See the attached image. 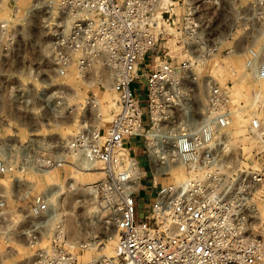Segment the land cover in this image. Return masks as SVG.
I'll return each mask as SVG.
<instances>
[{"label": "built area", "instance_id": "1", "mask_svg": "<svg viewBox=\"0 0 264 264\" xmlns=\"http://www.w3.org/2000/svg\"><path fill=\"white\" fill-rule=\"evenodd\" d=\"M251 1L264 18V0ZM20 7L15 4L11 14H18ZM28 12L21 22H0V52H12L15 58L22 48L52 50L62 74L74 65L83 77L94 67L110 69L118 92V109L111 122L102 128L87 121L68 145L83 159L103 164L105 178L98 190L120 213L116 254L86 262L80 253L89 245L66 233L65 220L51 196L38 195L24 214L25 228L18 233L19 240L33 250L25 264H264V236L251 230L253 209L248 201L253 189L264 185V174L251 171L227 188L220 171L222 139L234 119L229 87L211 86L202 117L193 114L187 86L192 62L199 64L221 48L207 40L201 4L193 0H31ZM32 16L37 17L33 30L42 33L45 44H37L23 30ZM171 41H179L180 51L189 58L175 57L167 46ZM247 54V66L256 68L257 80H264V56L255 47L248 48ZM143 88L148 89L146 104L136 93ZM0 90L4 91L2 86ZM26 94L23 86L11 87V104H22ZM256 96L264 107V94ZM88 105L92 106L90 101ZM249 128L264 147L262 119L253 115ZM134 138L144 142L150 167L146 175L131 145ZM28 160L37 169L64 162L61 155L46 154L33 159L0 158V181L17 170L13 162L27 164ZM179 168L187 170L185 180L160 181ZM147 178L155 197L143 198L141 217L139 195ZM6 213L0 196V219ZM15 235L16 230L7 231L10 239Z\"/></svg>", "mask_w": 264, "mask_h": 264}, {"label": "rangeland", "instance_id": "2", "mask_svg": "<svg viewBox=\"0 0 264 264\" xmlns=\"http://www.w3.org/2000/svg\"><path fill=\"white\" fill-rule=\"evenodd\" d=\"M193 1L201 4L207 40L221 47L199 64L192 62L187 86L191 90L194 117H202L211 86L229 87L232 92L234 119L223 136L224 146L220 153L222 164L232 161L226 168L228 170L223 171V182L228 188L236 184L238 177L251 171L264 174V147H260L249 128L253 115L261 118L264 125V107L255 98L256 90L264 94V80H257L254 71L247 66L248 48L255 47L264 56V36L261 33L264 31V18L261 11L252 6L251 0ZM15 4L25 5L26 0L19 3L0 0V22L9 20ZM32 36L37 44L44 43L42 33L37 30ZM178 42L167 44L172 54L180 60L189 58L182 54ZM19 44L24 47L22 35ZM13 56L12 52H0V86L4 90H0V153H8L4 156L7 158L2 154L0 158L33 159L38 154H46L61 155L64 162L48 169L53 174L50 180H46L29 160V163H24L26 167L20 161L17 164L13 162L17 170L0 181V196L6 202L7 212L0 219V264H25L26 256L33 254L24 240H19L18 233L26 226L24 214L42 194L51 196L53 203L60 208L66 233L71 239L89 247L108 246L107 253L98 249L82 251L83 260L84 254H107L105 258H112L118 243L116 219L120 212L118 207H110L98 190V184L105 178V173L102 176L98 171L103 164L94 161V173L87 174L82 169L85 165L83 156L73 152L68 145L82 133V126L87 121L102 128H107L111 122L118 109H113L111 103L118 102V92L112 89L115 84L110 69L94 67L83 77L78 66L74 65L62 74L54 51L48 49L22 48L16 51L15 58ZM13 86H23L27 91L24 102L17 106L11 104L9 97ZM147 92V88L136 92L145 104ZM232 144L237 146V150L227 151ZM131 145L136 148L135 155L146 175L150 167L144 142L134 138ZM187 175V170L179 168L160 181L178 183ZM74 183L75 186L71 187ZM143 187L148 200L155 197L148 178L144 180ZM248 201L253 209L251 230L264 236V185L254 188ZM9 229L16 230L15 238L7 237Z\"/></svg>", "mask_w": 264, "mask_h": 264}, {"label": "bare ground", "instance_id": "3", "mask_svg": "<svg viewBox=\"0 0 264 264\" xmlns=\"http://www.w3.org/2000/svg\"><path fill=\"white\" fill-rule=\"evenodd\" d=\"M30 2H31V0H26V4L25 5H21V7H20V12L18 13V14H16L15 16L13 15V14H11L10 15V18H8L9 20H15V21H17V22H21V19H23V17L24 18H26V17H29V12H28V14L26 15V12H27V10L30 8ZM22 11L24 12V13H22ZM37 17L36 16H32V17H30L29 19H27V26L23 29L24 30V32H25V34H27V35H34V33H35V30H33V24H34V22L37 20L36 19ZM31 25H32V27H31ZM251 70H253L254 71V73H255V70H256V68H252L251 67ZM112 89H114V87L112 86ZM259 92H261L262 93V91L261 90H256L255 91V98L257 97L256 96V94H259ZM111 107L113 108V109H117L118 108V102L116 103L115 101H113L112 103H111ZM85 127V123H84V126H82V128H84ZM229 146V145H228ZM227 146V147H228ZM229 150H231V151H234V150H237V146H235L234 144H232L231 146H230V148L228 147V150L227 151H229ZM13 151H15V150H13ZM231 153V152H230ZM0 154H2L3 155V157L5 156V155H8V153H4V152H2L1 151V153ZM10 155V154H9ZM231 155V154H230ZM9 157V156H8ZM84 163L83 164H85L84 165V167L82 168L84 171H86V173L87 174H93L94 173V171H95V169H94V160H92V161H89L87 158H85L84 159V161H83ZM230 164H232V161H226L225 163H221V166H220V171L223 173V171L224 170H228V169H226V168H228L229 166H230ZM101 169H103V167L102 168H98V171H99V174H101L102 176L104 175V173L105 172H103ZM231 169V168H230ZM39 171H40V173L42 174V175H44L45 177H46V180H50V179H52L53 178V174L51 173V171L50 170H48V169H38ZM97 170V169H96ZM45 179V178H44ZM71 183V182H70ZM73 186H75V183L74 184H71V187H73ZM51 195V194H50ZM108 248V246L107 245H105L104 247H99V248H96V247H94L93 245H90V247L87 249V251L89 252L90 251V249L91 250H99V252H101V250H106V253H107V249ZM105 252V251H104ZM107 254H84L83 255V258L85 259V261L86 262H94V261H97V260H100V259H102L104 256H106ZM105 258V257H104Z\"/></svg>", "mask_w": 264, "mask_h": 264}, {"label": "crops", "instance_id": "4", "mask_svg": "<svg viewBox=\"0 0 264 264\" xmlns=\"http://www.w3.org/2000/svg\"><path fill=\"white\" fill-rule=\"evenodd\" d=\"M148 179H150V178H148ZM143 188H142L141 194L139 195L140 202H142L143 198H146L147 197L146 194H145V191H143Z\"/></svg>", "mask_w": 264, "mask_h": 264}, {"label": "water", "instance_id": "5", "mask_svg": "<svg viewBox=\"0 0 264 264\" xmlns=\"http://www.w3.org/2000/svg\"><path fill=\"white\" fill-rule=\"evenodd\" d=\"M143 202L140 203V211H141V217H143Z\"/></svg>", "mask_w": 264, "mask_h": 264}]
</instances>
